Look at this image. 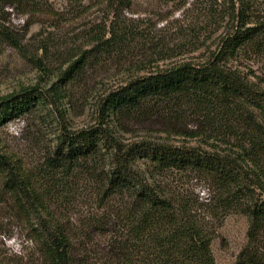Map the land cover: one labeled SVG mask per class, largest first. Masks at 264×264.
<instances>
[{
    "label": "trees",
    "instance_id": "trees-1",
    "mask_svg": "<svg viewBox=\"0 0 264 264\" xmlns=\"http://www.w3.org/2000/svg\"><path fill=\"white\" fill-rule=\"evenodd\" d=\"M230 2L232 25L206 62L132 78L102 97L94 123L61 129L46 161L52 175L43 198L33 190L27 199L31 210L46 213L33 230L37 263L216 264L208 213L246 216V242L233 264H264V78L239 65L247 55L264 60L263 0ZM39 100L33 91L1 98L0 125ZM154 118L173 123L165 139L123 137L125 120ZM181 119L193 128H175ZM171 136L198 143L177 145ZM4 166L0 154V172ZM190 172L211 182L214 196L203 207L158 181L162 173ZM23 187H13L17 198L29 191ZM87 188L96 205L81 212ZM51 207L61 208V219Z\"/></svg>",
    "mask_w": 264,
    "mask_h": 264
},
{
    "label": "rangeland",
    "instance_id": "rangeland-1",
    "mask_svg": "<svg viewBox=\"0 0 264 264\" xmlns=\"http://www.w3.org/2000/svg\"><path fill=\"white\" fill-rule=\"evenodd\" d=\"M230 3L25 0L20 6L0 5V99L24 91H33L40 99L31 112L0 125V154L7 163L0 172L1 264L40 262L33 230L46 213L31 210L27 199L33 190L43 198L52 175L46 161L61 129L76 130L94 123L102 97L132 78L182 63L206 62L232 25L227 17ZM261 9L259 17L264 18V0ZM239 65L251 78H264L262 58L247 55ZM123 123V137L130 141L163 140L167 135L162 131L173 124L159 118ZM175 128L193 127L190 119H181ZM171 137L169 141L177 145L198 143L197 139ZM158 181L169 194L178 193L200 207L214 196L211 182L194 172L162 173ZM21 183L29 191L17 198L12 189ZM83 194L88 198L80 202L89 205L79 208L81 212L96 205L88 202L89 198L95 201L96 192L90 196L87 188ZM49 209L61 219V208ZM207 216L213 225L215 263L233 264L246 242L247 217L231 214L218 220ZM13 234L22 254L11 253L5 243V237Z\"/></svg>",
    "mask_w": 264,
    "mask_h": 264
},
{
    "label": "clouds",
    "instance_id": "clouds-1",
    "mask_svg": "<svg viewBox=\"0 0 264 264\" xmlns=\"http://www.w3.org/2000/svg\"><path fill=\"white\" fill-rule=\"evenodd\" d=\"M10 131H12L15 134H18L15 132V129H10ZM5 243L9 247L11 253L22 254L21 245L18 242V238L15 234H13L10 238L5 237Z\"/></svg>",
    "mask_w": 264,
    "mask_h": 264
}]
</instances>
